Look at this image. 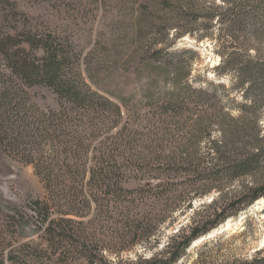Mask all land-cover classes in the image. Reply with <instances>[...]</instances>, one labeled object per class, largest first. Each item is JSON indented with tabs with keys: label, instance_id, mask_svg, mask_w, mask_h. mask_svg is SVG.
<instances>
[{
	"label": "trees",
	"instance_id": "trees-1",
	"mask_svg": "<svg viewBox=\"0 0 264 264\" xmlns=\"http://www.w3.org/2000/svg\"><path fill=\"white\" fill-rule=\"evenodd\" d=\"M224 1L226 7H218L225 12L204 15L183 9L184 18L205 17L211 22L218 15L220 25L230 26L221 29L226 41L264 39V0ZM169 4L163 6L168 8ZM21 7L18 0H0V165L5 164L4 154H20L22 162L34 164L49 196L46 200L37 198L31 188L24 205L33 212L30 217L36 220L35 230L43 243L28 245L25 251L13 247L6 252L10 242L0 240V264H202L203 259L191 263L181 260L194 243L205 240L228 219L264 198V180L243 183L238 192L225 194V188L264 165V129L258 125L264 109V55L259 48L249 46L250 39L248 45L244 41L246 49L232 46L233 50H223L218 75L233 74L236 87L242 91V101L230 107L220 95V89H226L224 83L211 82L200 88L188 84L185 94L173 91L165 99L148 94L162 111L161 117L197 110L193 113L199 117L227 120L230 111L225 108H237L241 117L231 119V123H243V117H250L253 125L247 141L236 144L225 134L226 138L215 142L212 149L216 156L197 157V143L190 149L179 143L169 153L167 127H155L151 118H142L135 111L124 121L121 106L93 90L84 78L81 53L77 52L73 61L56 32L30 24ZM252 48L257 50L254 55L250 54ZM159 52L145 58L146 68L153 67L152 60L159 59ZM172 62L173 82L178 84L189 72L180 70L182 61ZM23 84L45 86L57 93L64 119L58 123L61 116L51 106L47 116L38 101H31ZM94 85L100 87L96 81ZM75 111L78 116H70ZM63 125L65 130L71 129L73 141L56 140ZM55 144L71 148L73 154L61 158ZM47 146L51 153L44 156L42 150ZM213 190H219L221 198L211 202L205 215L198 213L189 225L169 237L160 252L136 261L114 262L107 257L138 245L157 246L164 225L172 227L178 220L174 216L177 212L185 215L197 198ZM19 207L13 202L0 203V228L6 225L13 232L24 233V225H18L24 223ZM232 264H264L263 250Z\"/></svg>",
	"mask_w": 264,
	"mask_h": 264
},
{
	"label": "rangeland",
	"instance_id": "rangeland-1",
	"mask_svg": "<svg viewBox=\"0 0 264 264\" xmlns=\"http://www.w3.org/2000/svg\"><path fill=\"white\" fill-rule=\"evenodd\" d=\"M18 1L23 11L28 13L30 24L56 32L57 40L65 47V53L73 61L77 52L81 53L84 78L93 90L121 106L124 121L135 111L142 118L145 116L151 118L156 124L155 127H167L170 136L165 141V145L169 153L176 149L179 143L183 147H189L188 149L193 143H197V157L216 156L212 146L215 142L219 143L226 138L225 134L236 144L247 141L252 136L254 131L250 117L242 116L241 121L244 124L231 123V119L241 117V112L237 108H225V111H230L226 113L229 118L227 120L219 117L209 119L210 116L203 114L199 117L198 113H193L197 110L178 117H161L162 111L158 104L152 103L148 96L149 94L154 95L156 99H165L173 91L185 94L188 84L200 88L208 87L211 82H215L224 83L226 86V89H220V95L223 101L228 103L227 107L242 101V91L236 87L234 75L231 73L218 75L217 70L223 59L222 52L229 48L233 50L232 46H236L237 49L242 46L246 49L248 47L244 45V41L248 45L250 39L249 46L259 48L264 55V39L245 37L226 41L222 39L221 29L227 30L230 26L220 25L218 15L210 22L205 17L187 19L183 14V9L185 11L191 9L204 15L214 11L225 12L224 8H220L226 7L227 2L224 0ZM164 3H170L168 8L163 6ZM188 49L191 51L189 52ZM157 50H160L159 59L153 56V67L146 68L145 58L151 57ZM255 53L257 50L252 48L250 54ZM173 59L183 62L180 67L183 73L189 72L187 78L185 77L178 84L173 82L175 73L171 65ZM1 67L0 65V69ZM94 81L98 82L100 87L94 85ZM22 87L28 91L32 102L38 101L47 116L50 115L49 106L58 110L56 115L61 116L63 110L59 106V95L53 90L45 86L32 88L26 84ZM261 114L258 125L264 129V109L261 110ZM70 116L78 115L75 111ZM62 119L64 116H61L57 122L60 123ZM86 119L85 117L84 122ZM198 120L200 123L197 122ZM65 125L62 126V130L57 131L56 140L73 141L71 129L65 130ZM84 127L82 126L80 130L83 131ZM133 127L136 125L134 124ZM167 130L165 132H168ZM53 148L60 149V157L64 159L70 158L71 153L73 154L71 148L65 149L64 146L60 148L59 144H55ZM51 149L48 146L44 147L42 155L49 156ZM248 152H250L249 144ZM13 155L15 156L4 154L5 164L0 165V203L7 205L13 202L20 206L24 223L19 222L18 225H24L25 231L21 234L16 233L13 232V228H8L6 225L0 228V240H4L5 243L10 242L6 252L13 247L25 251L28 245L43 243L42 235L35 230L37 222L30 217L33 212L28 207L24 208V205L28 201L26 192L31 188L36 190L37 198L46 200L49 196L42 177L36 173L34 164L22 162L20 154ZM262 180H264V165L241 182L237 181L229 188H225V194L226 191L238 192L242 189L243 183L252 185ZM217 198H221V192L213 190L197 198L193 208L185 215L177 212L174 216L178 217V220L172 227H167L168 223L164 225L165 228L162 229L164 234L161 235L157 246L150 248L138 245L119 255L107 254V257L114 262L136 261L140 256L151 257L163 250L169 237L189 225L198 213L201 216L205 215L208 206ZM213 231V236L209 233L205 236L207 237L205 240L194 243L181 262L191 263L203 259L202 264H232L235 260L242 262L251 258L258 250H263L264 255V198ZM208 240L211 241L203 247V243Z\"/></svg>",
	"mask_w": 264,
	"mask_h": 264
},
{
	"label": "bare ground",
	"instance_id": "bare-ground-1",
	"mask_svg": "<svg viewBox=\"0 0 264 264\" xmlns=\"http://www.w3.org/2000/svg\"><path fill=\"white\" fill-rule=\"evenodd\" d=\"M261 201H262V199H261V200H259V202H261ZM227 225H228V224H227ZM225 226H226V224H225ZM212 234H213V232L211 233V235H212ZM212 236H213V235H212ZM200 241H201V240H200ZM200 241H199V242H200Z\"/></svg>",
	"mask_w": 264,
	"mask_h": 264
}]
</instances>
